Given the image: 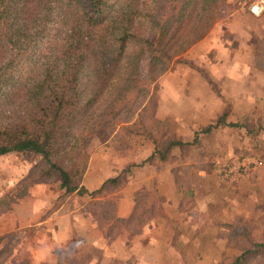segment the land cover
I'll return each instance as SVG.
<instances>
[{"label":"crops","instance_id":"0c3cea01","mask_svg":"<svg viewBox=\"0 0 264 264\" xmlns=\"http://www.w3.org/2000/svg\"><path fill=\"white\" fill-rule=\"evenodd\" d=\"M250 14L252 27L246 24V15H231L223 30L215 25L187 50L190 65H177L160 77L155 117L171 126L181 146L172 148L163 161L146 160L153 152L148 141L136 137L120 146L110 141L112 132L104 133L102 142L89 151L73 192L35 183L23 197L12 200L8 210H1L0 248L8 244L7 236L21 231L24 238L14 252L23 250L30 264H55L62 253L70 264L76 260L71 254L78 252L91 253L86 264H223V258L232 254L226 248L224 225L251 218L264 200L260 193L264 177L260 180L257 169L224 185L212 172L224 149L235 151L230 139L226 144L232 134L227 124L249 112L248 96L236 88L248 84V35L264 29L262 13ZM254 86L259 88L258 103L264 105V75ZM253 111L264 126V111ZM222 115L223 121L216 124ZM236 127L241 134L243 126ZM208 168L211 174L205 173ZM113 178L117 181L107 184ZM94 191L101 198L112 197L117 219L131 217L135 205L138 213L154 210L136 231L110 239L87 210Z\"/></svg>","mask_w":264,"mask_h":264},{"label":"trees","instance_id":"16d2710c","mask_svg":"<svg viewBox=\"0 0 264 264\" xmlns=\"http://www.w3.org/2000/svg\"><path fill=\"white\" fill-rule=\"evenodd\" d=\"M243 1L234 0L232 7ZM224 2L150 0L145 5L141 0H0V102L13 106L6 111L9 120L0 121V156L13 153L33 160L30 174L16 182L15 194L12 191L0 199L7 202L2 210H8L9 202L23 197L42 178L58 179L65 194L76 189L79 177L70 171L78 159L80 139L69 144L68 139L74 137L72 125L52 149L47 139L39 140L33 132L44 118L54 122L67 96L73 107V126L87 123L91 134L110 127V141L120 146L143 138L153 145L146 160L163 161L172 148L181 146L173 131L155 117V82L169 70L170 62L209 32ZM41 42L43 48L35 53ZM253 52L254 67L264 72V35L255 40ZM29 60L32 65L23 73L22 64ZM143 60L144 73L140 70ZM86 159L87 155L83 168ZM116 181L109 179L107 184ZM99 193H90L87 210L110 239L136 231L154 210L138 213L135 205L131 217L117 219L113 201H102ZM224 228L226 248L232 255L224 257L223 264H264V215ZM84 257L71 264H86L88 256Z\"/></svg>","mask_w":264,"mask_h":264},{"label":"rangeland","instance_id":"374dc122","mask_svg":"<svg viewBox=\"0 0 264 264\" xmlns=\"http://www.w3.org/2000/svg\"><path fill=\"white\" fill-rule=\"evenodd\" d=\"M141 1L146 2L145 5H147L150 2V0H141ZM233 3H234V0H225V2L223 3V6H225L226 8L225 7L222 8L223 12H221L220 17L218 18L216 23L211 27L209 32L213 29L215 25H218V26L221 25V30H223L222 26H225L227 21L231 17V15H234V14H235L234 16H237L238 18L246 15L247 20H245V22L249 27H252L253 24L251 21H253L252 19L253 17L250 14L251 13L250 8L253 5H258L262 7V9H260V12L258 14L256 15L252 14V15L259 16L260 13H262L261 21L264 23V0H251V1L245 0L241 2L239 5H237L235 8L232 7ZM231 32L236 33V31H231ZM207 34L205 36H207ZM263 35H264V29H261L260 31L256 33L252 31L248 35V44H249L248 46L250 47V51H251L250 55L248 56L249 69H248V73L246 74L248 78V84L247 86L243 84V87L241 89L236 88V91L237 93L244 92L248 96L249 112H247V114H245V116H242L240 119L236 120L234 118V124H236L237 126L238 125L243 126V129L240 130L241 134H239V132L237 131L239 127H229L232 134L226 137V140H227L226 144H228V139H230L232 146L235 148V151L233 150V152H227V149H224L222 151V154L219 156V158L214 163L213 168H212V172L214 176H215V168L218 165V163H222L230 159L231 160H241L243 157H253L255 159H259L261 161V165L252 168L247 174L243 175L242 178L247 177L255 169L258 170L256 171V173L260 175L261 177L260 180L264 177V175H262L264 173L263 172L264 171V126L260 124L261 120H255L256 118L255 112L254 111L251 112L252 108L256 109L257 111L259 110L264 111V105L258 103V101L260 100L259 88L254 86L255 83H257L258 85L259 76L264 75V72L259 71L258 69L254 67L255 60H254V52H253V46H255V40L257 38L262 37ZM43 43L44 42H41L37 45V48L34 50L35 53L40 51V48H43V45H44ZM236 43L239 44V42H236ZM235 50L237 51L236 48ZM186 52L180 55L179 57H177L176 59H174L172 62H170L169 70L173 69L177 65L179 66L181 65L183 66V64L188 65L189 61L185 59ZM237 56H238L237 57L238 60H241V61L244 60V58L238 55V52H237ZM35 58L36 57L34 56L33 59ZM30 64H31V60H29L28 63L22 64L21 68H22L23 73L28 70ZM189 65H190V62H189ZM140 70L142 71V73H144V60L142 61L140 65ZM18 75H22V73H18L17 76ZM159 79L160 78H158V80L155 82L156 86H155V90L153 91L154 98L158 97L159 85L157 83H159ZM152 86L153 85L149 86V91L152 90ZM244 86L246 87L244 88ZM2 92L3 90H0V97H2ZM0 103H1L0 106L3 109V112H0V121L1 122L7 121L9 120L10 117H5L7 114L6 111L12 110L13 106H8L7 103L4 104L3 102H0ZM227 105L229 108V104ZM228 108L226 109L227 111H228ZM238 113L239 112L237 111L236 114ZM72 116H73V107L71 104V99L67 96V98L65 99V102H63L58 112V117L54 120V122H50V117L44 118V120L41 123L35 124L33 128V132L39 140L47 139L49 148L52 149L59 143L66 128H68L69 125H72L70 132H72V135H74V137L73 138L70 137L68 139L69 144L73 145L75 140H77L78 138L80 139L77 144L79 145V142H80V145H79V148L77 147V152H76L78 155V159H76V161L74 162L75 164L70 171V174L73 175L75 178L80 174V172L83 169V162H82L83 157H85L86 155L88 157L89 151H91L93 147H95V145H97L99 142L100 143L102 142L101 137L104 139V136H105L104 133H110L112 129L110 127L109 128L104 127V129H101L100 127V129L96 133L91 134V132L87 130V127H88L87 123L81 124L80 122H77V124L75 123V125L73 126V123L71 122ZM49 123L50 124L53 123V124L50 125ZM166 126H168L171 129V126H169V124H167ZM90 136L92 137L90 138ZM239 138L241 139L239 140ZM32 164H33L32 159H29L23 156L20 157L13 153L0 156V194H1L0 199H2V197L5 198L7 193H10L12 191H13L12 193L15 194V190L13 188L16 182L18 180H21L26 174H30L31 169H32ZM205 170H206L205 173L207 174L208 171L211 170V168H208ZM181 172H182V169H180V173ZM208 174H211V172H209ZM242 178H238L235 181H232V183H223L217 177H216V180L219 181L221 185H224V184H233L235 182H238ZM6 180L7 182H5ZM260 180H259V183H260ZM37 183L50 184L52 186H56L59 189L58 179L56 178H51V179L42 178V180ZM260 193L261 195L264 194L262 189ZM98 196L100 199H102V201L112 200L111 196H108V197L103 196V198H101L100 193ZM60 201H61V198L57 196L55 203L58 204ZM11 202H9V206L12 204ZM6 203H7L6 201L0 200V211L4 209ZM260 215H264V200L258 203L255 214L253 216L258 217ZM20 233L21 231L16 232L15 234H13L12 237L7 236L9 239L8 244L0 248V264H30L23 250L19 249V252H20L19 254H16L14 252V250L17 249L16 245H18L20 240L24 238L23 236L25 233L23 234H20ZM21 251L23 253H21ZM83 253H85L86 256L91 254L89 252L88 253L83 252ZM74 254L76 255L72 256L71 254L70 257L72 258L74 257L76 258V260L73 259L71 263H74L75 261H79L80 259L85 258L83 255H78L79 252L74 253ZM18 256H19L18 260L15 258H12V257H18ZM21 256L22 258H20ZM11 258L14 261H11ZM69 262H70L69 259L65 257V255H63L62 253L59 258V261H57V263L55 264H68Z\"/></svg>","mask_w":264,"mask_h":264},{"label":"built area","instance_id":"2783aa9c","mask_svg":"<svg viewBox=\"0 0 264 264\" xmlns=\"http://www.w3.org/2000/svg\"><path fill=\"white\" fill-rule=\"evenodd\" d=\"M262 9L261 6L253 5L250 8L252 14H258ZM261 161L253 157H243L241 160H226L218 163L215 168V176L223 183H232L238 178H242L252 168L260 166Z\"/></svg>","mask_w":264,"mask_h":264}]
</instances>
